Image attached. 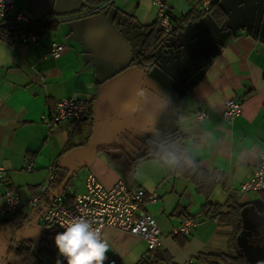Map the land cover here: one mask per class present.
I'll list each match as a JSON object with an SVG mask.
<instances>
[{"label": "crops", "instance_id": "obj_1", "mask_svg": "<svg viewBox=\"0 0 264 264\" xmlns=\"http://www.w3.org/2000/svg\"><path fill=\"white\" fill-rule=\"evenodd\" d=\"M166 1L176 23L191 10L201 11L199 0ZM216 1L229 17L250 0L240 1L237 7L211 0ZM40 2L27 0L25 8L30 10L33 5L39 14ZM103 5L55 0L49 8L44 5L39 16L33 13L38 20L31 28L35 41L9 44L0 39V164L5 171L0 207L4 190L17 189L24 202L21 211L32 213L34 208L27 201L46 182L50 168L58 164L71 168L76 163L75 156L62 155L68 138L78 134L77 140L83 137L84 143L92 146L108 139L129 121L139 91L136 116L124 141L135 135L155 146L176 134L177 143L184 144L201 167L221 175L223 185L215 187L209 201L239 200L241 183L252 175L259 155L264 154V4L254 12L249 9L244 22L231 24L235 27L229 26L230 32L222 40L198 47L182 58L160 63V57L147 72L132 62L133 52L110 31L99 11L110 19L123 12L129 20L119 29L133 45L139 31L136 27L155 22L154 3L110 0ZM219 26L210 14L188 21L176 34L177 40L167 41L169 48L164 53H178L212 36ZM53 41L65 46L58 58L47 54ZM231 98L240 101L241 113L227 121L222 111L224 102ZM61 99L87 100L89 110L84 117L89 119L49 131L43 117L52 113ZM199 109L208 116L195 119ZM150 132L154 135L149 136ZM131 148L126 147L134 156L137 150ZM109 153L91 157L81 186L69 191L70 196L84 191L88 173L106 188L118 179L131 188H142L146 193L144 210L155 219L162 235L156 250L167 256L164 264H182L188 259L194 264H210L208 254L227 249L230 227L201 212L205 198L192 182L175 172L172 161L148 158L131 173L122 169L120 161H111L110 156L120 154V150ZM72 186L73 181L69 188ZM218 192L223 202L216 199ZM150 195L155 196L154 201L149 200ZM0 218L4 217L0 214ZM186 218L195 220V226L189 234L176 233ZM102 236L109 246L106 255H113L117 264H136L149 255L146 242L128 232L105 228ZM49 250L56 260L51 264H67L57 248Z\"/></svg>", "mask_w": 264, "mask_h": 264}, {"label": "built area", "instance_id": "obj_2", "mask_svg": "<svg viewBox=\"0 0 264 264\" xmlns=\"http://www.w3.org/2000/svg\"><path fill=\"white\" fill-rule=\"evenodd\" d=\"M110 0H104L103 6ZM156 7L155 24L156 29L170 34L174 31L176 21L171 14V8L166 0H151ZM211 0H199V9L207 11ZM38 22L35 15L27 8H16L15 0H0V29L6 25L21 27L18 36L21 42H32L37 39L36 34L31 30ZM65 46L59 42H51L47 54L58 58L64 51ZM89 110V102L84 99H61L56 102L52 113L43 117V122L48 130L60 126L73 124L82 119ZM241 113V103L236 99H228L224 102L222 117L231 121ZM208 113L199 109L195 111V119H204ZM31 168V164L27 169ZM55 167L49 171L46 182L41 185L29 198L27 204L36 206L44 195L49 191L50 181L54 177ZM4 168L0 164V186L4 181ZM231 189V187H229ZM264 189V154L258 157L252 175L243 181L239 187V193L258 192ZM146 193L142 188H131L124 180L118 179L113 185L104 187L92 173H88L84 180V191L75 193L68 199L63 194H57L46 201L44 212L40 216L43 225L55 228L62 233L67 225L76 220H86L93 229H99L100 238L104 240L102 232L105 228H113L128 232L140 237L146 242L149 251L156 250L161 244V232L155 219L144 210ZM3 203L0 207V214L8 216L24 205L19 193L13 189H5ZM149 200L154 201L155 196L150 195ZM213 220H218L214 216ZM195 226V220L186 218L175 230L176 233L189 234ZM103 264H117L113 255H106ZM167 264H173L168 262ZM182 264H193L188 259Z\"/></svg>", "mask_w": 264, "mask_h": 264}, {"label": "trees", "instance_id": "obj_3", "mask_svg": "<svg viewBox=\"0 0 264 264\" xmlns=\"http://www.w3.org/2000/svg\"><path fill=\"white\" fill-rule=\"evenodd\" d=\"M82 1L95 6L104 2V0ZM102 9L104 8H101V10ZM205 14H210L219 25L228 18L219 2L216 1L212 2L209 9L205 12L198 10L189 11L179 19V21L177 20L175 29L170 34L157 30L155 22L149 25H140L136 27L139 31L134 36L133 46L137 50V53L133 55L132 62H136V64L143 66L146 70L150 69L157 63L159 58L157 59L156 56L158 53L165 52V48L168 47L167 41L170 38L177 40L176 34L183 28L184 24L188 21H194ZM120 18H123V22L120 21ZM128 20L129 18L126 17L123 12H117L113 19V24L119 29L121 24L124 25ZM20 31L21 27L19 26H3L0 29V39L9 44H13L18 39ZM175 50H177L176 47L174 52ZM88 119L89 118H82L75 123L82 124ZM130 129L131 127L117 136L110 144L102 148L100 152H105L107 155H111L109 153L110 150H120V154L110 156L112 157L111 161L113 159L120 161L121 164H123L122 169L131 173L141 161L148 158H165L168 161H172L175 166V172L192 182L196 191L205 198L206 202L203 205L201 212L207 217H218L220 222H223L230 227L227 249L219 254H208L207 257L211 260L210 264H249L243 255L235 254L234 252V249L237 248L239 237L245 228L243 221V210L245 205L241 204L237 199H229L224 203H212L209 201L215 187L219 184L223 185L221 175L214 170H207L201 167L200 164L191 157L185 145L181 142L177 143L178 138L176 134H173V139L165 137L162 140L157 141L155 146H152L147 142V139L135 135L128 137L127 140L124 141L123 138L130 133ZM166 135L172 134L168 133ZM119 139L123 141L122 144H119ZM175 142L177 144L173 145ZM170 143L173 146L171 145L170 147ZM80 145L81 143H74L68 138L63 147L62 155L72 153L77 150ZM126 147H135L137 150L135 155H130ZM131 149L134 150L133 148ZM77 161L78 158L76 157V162ZM85 166L86 164H82L76 171ZM69 170L70 168L65 165H57L54 177L49 184V191L44 195V198L40 200L38 205L32 206L34 208L32 213L25 214L20 208L16 212L4 218H0V226H3L4 232L0 239V261L3 259V262L8 261V264H44V257L51 254L49 245L60 232L55 228H50L45 237L41 239L39 249L35 251L29 239H19V230L41 211L45 206L46 201L50 199L51 192L61 184ZM75 172L69 177L61 191L58 193L65 195L68 199H71V196L68 194V188L72 184ZM15 191L18 192L17 189ZM259 195L264 199V191H259ZM12 244L13 247L11 248ZM5 255L7 256L4 258ZM167 259L168 258L164 252L154 250L149 251V255L146 258L140 259L136 264H164Z\"/></svg>", "mask_w": 264, "mask_h": 264}, {"label": "rangeland", "instance_id": "obj_4", "mask_svg": "<svg viewBox=\"0 0 264 264\" xmlns=\"http://www.w3.org/2000/svg\"><path fill=\"white\" fill-rule=\"evenodd\" d=\"M21 1H22V4H21ZM21 1L20 0H16L15 6L16 7L19 6L20 8H25L26 4H27V0H21ZM41 1H42V2H40V3H42V5L40 6L41 12L39 14H38V12H34L33 8L35 6H33V5L31 6V9L29 11H31V12L33 11L32 13H34V14L39 16L42 13L43 8L45 7L44 5H46V8L47 7L49 8L50 6H52V4L54 3L55 0H41ZM240 1H242V0H223L222 4H223L224 7L231 6V5H236V7H237L238 3ZM250 1H252V0H250ZM244 2H245V0H244ZM249 2H247L244 6H246ZM43 3H44V5H43ZM59 4H60V2H59ZM262 4H264V0H258L253 5V7L250 8V10H251L250 12H254V10L260 8ZM244 6L241 8V10L244 8ZM239 12H237L235 14H231L229 17L235 16ZM246 18H247V15L245 13L241 17L230 21L228 23V27H226L224 29L223 33L221 32V36L220 35L217 36L215 39H213V41L209 42V44L215 42V40H216V42L218 40H222L224 38L225 34L230 32V29H229L230 27L229 26H231L232 28L235 27V25H231V24H237L239 22H244L246 20ZM204 46H208V43L205 44ZM204 46H202L200 48H205ZM165 49H167V47ZM184 50L185 49H183L182 51H184ZM182 51H180V52H182ZM170 59L171 58L161 57L159 62L162 63V62H165L166 60H170ZM97 134H98V132L96 131V135ZM152 134L154 135V133H152V132L148 133L149 136H152ZM77 136H78V134H76L75 137H72L71 141L74 142V143H78V142L82 143V146L80 148H78V149H80V150H78L79 152L80 151H88V150H90L93 147L92 146L93 144L84 143V138L83 137H81L79 140H77ZM118 142L122 143L123 141H121L119 139ZM89 160L86 163H88ZM84 174H85V167H83V168H81V169H79L78 171L75 172L74 178H73V186L71 188H68V192L69 191L73 192V191H75L76 188L81 186V184L83 182V179H84ZM216 199L221 201V202H223L222 193L218 192L217 196H216ZM238 199H239L238 201L241 204L245 205V207H244L245 211L248 210V209L252 210V211H255L257 209H261L262 208V201H261V198H260V196L258 195L257 192H246L244 194H241L238 197ZM49 229H50V227H48L46 225H43L40 220H37V222L35 224L25 226V227H23L22 229L19 230V239H21V238L29 239L31 241L32 245H33V249L35 251H37L39 249V247H40L41 239L43 237H45V235H46V233L48 232ZM3 233H4L3 232V226H0V239H1L2 235H3ZM49 247L57 248L56 245H55V240H52V242L50 243ZM43 260H44L45 264H51V263H55L56 262V260H55V258H54V256L52 254H49L48 256H45ZM2 264H8V261L7 262H3ZM200 264H201V262H200Z\"/></svg>", "mask_w": 264, "mask_h": 264}, {"label": "clouds", "instance_id": "obj_5", "mask_svg": "<svg viewBox=\"0 0 264 264\" xmlns=\"http://www.w3.org/2000/svg\"><path fill=\"white\" fill-rule=\"evenodd\" d=\"M54 240L67 264H103L109 251L107 242L100 238L99 229H93L84 219L70 222Z\"/></svg>", "mask_w": 264, "mask_h": 264}, {"label": "water", "instance_id": "obj_6", "mask_svg": "<svg viewBox=\"0 0 264 264\" xmlns=\"http://www.w3.org/2000/svg\"><path fill=\"white\" fill-rule=\"evenodd\" d=\"M258 0H252L250 1L246 6H244V8L235 16H231L228 17L226 20H224L219 28L217 29V31L210 37L206 38L203 41L200 42H196L194 44H192L191 46L187 47L184 51L182 52H178V53H160L156 56V58H160V57H167V58H173V59H177V58H182L185 55H187L189 52H191L192 50L201 47L207 43H209L210 41H212L213 39H215L217 36H219L221 34V32L223 31L224 27L228 24V22L237 19L239 17H241L243 14H245L251 7H253V5L257 2ZM83 2V1H82ZM99 14L102 16V18L104 19L105 23L107 24V26L109 27L110 31L114 32L115 34H117V36H119V38H121L125 44H127V46L131 49V51L133 52V54L135 55L137 53V50L134 48V46L125 38V36L120 32V29H117L114 24H113V19H110L106 13L99 11ZM145 72H147L146 69H144ZM143 84V80L140 84ZM140 102V91H139V98H138V104ZM138 104L135 108V110L133 111L130 119L128 122L125 123V125L123 127H121L120 129L116 130L108 139L100 142L99 144L93 146L90 150L88 151H78L80 149H77L75 151H73L72 153H69V155H73L75 156V158H78V161L70 168L68 174L66 175V177L64 178V180L61 182V184L56 187L53 192L50 195V199L53 198L55 195H57L59 193V191L62 189L63 185L65 184V182L69 179V177L78 169V167H80L82 164H86V162L93 157L95 154L99 153L100 150L104 147H106L108 144H110L114 139H116L117 136H119L121 133H123L124 131L128 130L131 125L132 122L135 119L136 116V111L138 109ZM83 119H85V117H83ZM44 207L41 209V211L31 220L29 221L25 226L28 225H32L35 224L37 222V220L40 219V216L42 215V213L44 212ZM22 227V228H23ZM21 228V229H22ZM2 261V260H1ZM1 264V262H0Z\"/></svg>", "mask_w": 264, "mask_h": 264}, {"label": "flooded vegetation", "instance_id": "obj_7", "mask_svg": "<svg viewBox=\"0 0 264 264\" xmlns=\"http://www.w3.org/2000/svg\"><path fill=\"white\" fill-rule=\"evenodd\" d=\"M257 193L259 195V191ZM261 201V209L243 210L245 228L239 237L237 248L234 249L235 254L243 255L249 264H264V199L261 198ZM0 262L2 264L3 259Z\"/></svg>", "mask_w": 264, "mask_h": 264}]
</instances>
